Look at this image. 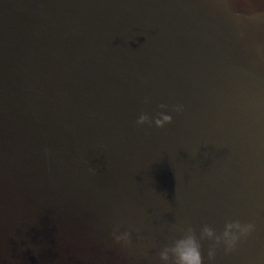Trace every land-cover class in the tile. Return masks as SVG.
Returning <instances> with one entry per match:
<instances>
[{"label":"water","instance_id":"95a60500","mask_svg":"<svg viewBox=\"0 0 264 264\" xmlns=\"http://www.w3.org/2000/svg\"><path fill=\"white\" fill-rule=\"evenodd\" d=\"M233 220L214 264H264V0H0V264H162Z\"/></svg>","mask_w":264,"mask_h":264},{"label":"clouds","instance_id":"9594fccd","mask_svg":"<svg viewBox=\"0 0 264 264\" xmlns=\"http://www.w3.org/2000/svg\"><path fill=\"white\" fill-rule=\"evenodd\" d=\"M160 108L165 105L161 104ZM182 105H176L175 111L179 112ZM172 121V116L165 111H159L154 116L141 113L136 120L139 125L154 124L157 128H162ZM255 225L251 222L241 223L233 220L224 224L223 230L217 233L212 227L204 225L200 230L199 238L191 226L183 229V234L166 244L159 251V260L162 264H204L202 255V240L211 241L207 249V259L209 264H214L218 248H223L225 253L236 249L238 242L242 238L248 237L254 231ZM112 236L117 243L128 245L131 243L129 231H119L114 229Z\"/></svg>","mask_w":264,"mask_h":264}]
</instances>
